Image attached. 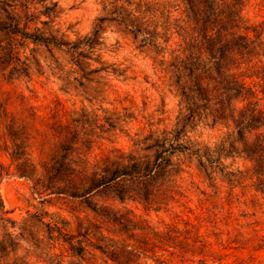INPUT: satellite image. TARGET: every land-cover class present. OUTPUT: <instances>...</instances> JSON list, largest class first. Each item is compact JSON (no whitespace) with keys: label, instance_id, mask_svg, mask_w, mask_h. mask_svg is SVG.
<instances>
[{"label":"rangeland","instance_id":"obj_1","mask_svg":"<svg viewBox=\"0 0 264 264\" xmlns=\"http://www.w3.org/2000/svg\"><path fill=\"white\" fill-rule=\"evenodd\" d=\"M4 1L0 24L15 18L20 28L65 41L96 29L99 39L79 66L63 47L0 29L4 259L17 264H118L125 258L128 264H264V187L256 188L251 162L231 148L237 146L234 127L214 117L216 101L200 97L186 68L185 43L176 33L186 20L182 0H167L174 6L170 18L167 13L138 18L152 35L145 44L130 34L127 21H117L111 7L105 9L104 0H27L23 6L22 0L9 6ZM241 16L263 32L264 41V0H245ZM251 64L263 66L264 55ZM241 66L245 71L248 65ZM245 80L258 83L255 77ZM10 128L27 146L17 162L9 154ZM56 160L98 178L134 165L154 167L155 173L150 181L117 178L74 197L58 192L79 195L88 184L73 191L70 184L48 179L45 168ZM132 196H150L157 204L148 208Z\"/></svg>","mask_w":264,"mask_h":264},{"label":"trees","instance_id":"obj_2","mask_svg":"<svg viewBox=\"0 0 264 264\" xmlns=\"http://www.w3.org/2000/svg\"><path fill=\"white\" fill-rule=\"evenodd\" d=\"M10 1L18 3L17 0H5L4 4L9 6ZM24 2L27 0H22L19 4L23 6ZM182 2L186 7V20L184 26H177L176 33L185 43L183 51L188 60L186 68L195 80L200 97L204 100L216 101L214 117L234 127L237 146L231 148L249 159L251 176L257 178L256 188H262L264 187V65L257 66L251 63L260 57L261 53L264 55L263 32L256 26L248 25L241 16L245 0H182ZM103 3L105 9L111 7L117 21H127L130 34L134 38L140 37V42L144 44L152 35L149 30L142 28L141 23H137L138 18L145 20L146 15L156 18L158 15L164 16V13H167L170 18L174 8L167 0L156 4L149 0H104ZM128 9L130 13L127 12ZM129 14L139 16L136 19H127L126 17H130ZM8 19L9 22L0 24V29L4 32H9L20 39L63 47L71 54L73 62L79 66L83 64V58H88L87 50L94 52L92 50L99 44L96 29L91 35L75 41H65L46 37L37 29L28 30L27 26L20 28V23L15 18L8 17ZM175 21L179 22V19ZM249 33H253V37H250ZM168 41L169 37L164 43L167 44ZM202 56L205 57L202 58ZM244 63L248 65L245 71L241 68ZM252 77L258 79V83L246 82V78ZM257 86L260 89H256ZM239 101L244 103L242 107L238 106ZM9 130L12 138V150L9 154L11 159L17 162L26 155L25 147L27 146L22 141L18 142L17 134L11 128ZM67 140L71 142L70 138ZM45 169L48 179L70 184L73 191L78 189L77 185L88 184V187L84 188L83 193L80 192L79 195L73 194L72 191L58 192L69 193L68 195L74 197L83 196L101 186L109 185L117 178L120 182H141L144 178L150 181L155 173L154 167L134 165L129 171L113 172L108 178L101 175L98 178L97 173L88 174L85 170H83L84 173H80L61 160H56L53 165ZM17 171L22 174L18 167ZM232 175L236 176V174ZM119 193L121 199V191ZM132 199L143 202L148 208L157 204V200L150 196H144L143 199L132 196ZM6 213L0 210V214ZM71 248L78 255H82L79 247L71 246ZM112 254L113 252H110L108 257L112 261H117ZM5 256V248L0 244V264H17V261H6ZM117 263L128 264L129 260L119 259Z\"/></svg>","mask_w":264,"mask_h":264}]
</instances>
